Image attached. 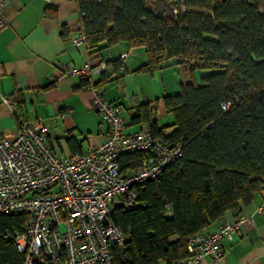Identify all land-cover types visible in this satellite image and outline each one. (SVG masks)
Instances as JSON below:
<instances>
[{"label": "trees", "instance_id": "obj_1", "mask_svg": "<svg viewBox=\"0 0 264 264\" xmlns=\"http://www.w3.org/2000/svg\"><path fill=\"white\" fill-rule=\"evenodd\" d=\"M76 2L92 52L124 42L145 47L139 71L183 67L181 91L162 98L176 130L166 135L149 103L133 116L154 136L181 144L182 156L139 186L143 206L117 203L112 212L128 237L129 264H177L189 256L192 236L264 189V0ZM106 81L102 73L94 86ZM12 99L21 101L19 94ZM147 157L121 155L120 171L139 168ZM27 219L25 212L0 213V264H24L8 236L22 232ZM118 264H124L120 257Z\"/></svg>", "mask_w": 264, "mask_h": 264}, {"label": "built area", "instance_id": "obj_2", "mask_svg": "<svg viewBox=\"0 0 264 264\" xmlns=\"http://www.w3.org/2000/svg\"><path fill=\"white\" fill-rule=\"evenodd\" d=\"M5 5L6 0H0V29L8 24ZM73 42L90 47L82 27ZM126 56L120 59L124 61ZM102 73L114 74L106 59L59 67L61 76L91 80ZM87 87L94 85L90 82ZM0 99L15 113L11 97L0 94ZM229 106L222 104L224 110ZM92 108L107 124L108 132L102 143L85 152H58L41 116L16 114L18 132L0 138V213L28 214L23 231L8 236L24 255V264H118V257L129 264L128 237L113 221L114 205L143 206L139 186L161 175L182 156L181 144L154 136L147 127L128 133L122 107L108 100L101 89H95ZM67 112L72 113L73 108ZM134 152H145L148 157L139 168L122 173L119 157ZM257 212H264V202ZM252 221L250 215L221 219L216 230L205 229L190 238L189 256L177 264H198L206 257L225 264L223 240L232 239L243 223Z\"/></svg>", "mask_w": 264, "mask_h": 264}, {"label": "crops", "instance_id": "obj_3", "mask_svg": "<svg viewBox=\"0 0 264 264\" xmlns=\"http://www.w3.org/2000/svg\"><path fill=\"white\" fill-rule=\"evenodd\" d=\"M5 13L8 24L0 29V94L11 98L19 94L21 101L14 102V113L0 99V138L18 132L16 114L27 118L41 116L48 123L49 138L58 152L69 155L87 151L91 145L102 143L108 132L107 124L92 108L95 89H101L108 100L122 107L128 133L147 127L146 122L133 121L139 106L145 103L150 104L152 120L166 127V135L176 130L173 115L162 103L163 96L172 94L164 82L168 77L163 78L162 71L138 70L147 60L145 47L121 42L92 52L76 46L73 37L81 22L75 0H6ZM123 54H127L124 61L120 59ZM100 59L117 69L99 87L89 88L82 85V78L59 74L62 64L82 66L88 61L96 64ZM176 69L184 73L182 66ZM101 79L102 74L90 82L94 85ZM69 107L73 108L72 113L67 112ZM263 202L264 189L221 218H253L252 222L243 223L232 239L223 240L225 264H264V212H257ZM221 219L206 230H216ZM198 264L216 263L206 257Z\"/></svg>", "mask_w": 264, "mask_h": 264}, {"label": "rangeland", "instance_id": "obj_4", "mask_svg": "<svg viewBox=\"0 0 264 264\" xmlns=\"http://www.w3.org/2000/svg\"><path fill=\"white\" fill-rule=\"evenodd\" d=\"M178 65H173L169 67H165L163 69L157 70L155 72H160L162 71V77H168V80H164V82L168 83V91H170L172 94L174 93H179L182 88V84L184 83L185 80V74L183 73L182 70L176 69ZM201 72L200 70L194 71L196 74V81L200 84L201 83ZM203 74L210 73V71H203ZM159 74V73H157ZM187 74V73H186ZM170 75V78H169ZM159 77V75H157ZM161 77V76H160ZM195 77V76H194ZM189 78V74H188ZM166 79V78H165Z\"/></svg>", "mask_w": 264, "mask_h": 264}]
</instances>
